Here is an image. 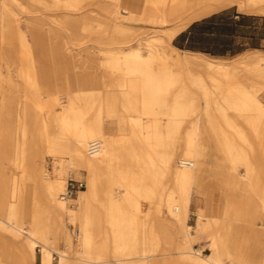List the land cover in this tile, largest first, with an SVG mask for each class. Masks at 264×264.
Wrapping results in <instances>:
<instances>
[{"label": "bare ground", "instance_id": "6f19581e", "mask_svg": "<svg viewBox=\"0 0 264 264\" xmlns=\"http://www.w3.org/2000/svg\"><path fill=\"white\" fill-rule=\"evenodd\" d=\"M233 5L264 13V0H55L52 10L60 9L66 17L56 27L46 28L49 18L44 12L40 13V9L26 7L29 14L26 23L16 25L18 19L14 12L0 0V61L9 62L6 53L13 52L15 43L11 37L17 29L20 36L15 60L20 63L17 75L31 88L27 97H37V108L42 111L39 133L47 146H58L61 154H70L71 162L87 172L86 188L73 198L66 195L70 180L66 186L62 171L53 179L45 167L34 170L26 184L30 198L23 200L25 209L27 204L34 207L27 226L21 211L2 209L5 199L0 195V231L10 236L11 243V248L0 249V264H36L38 248L42 264H53V239L62 238L66 244H74L65 225L66 218L78 227L75 235L79 248L75 262L67 260L66 250L58 249L59 264H153L151 249L137 251L126 246L135 236L137 225L142 239L151 237L176 242L181 260L187 264H225L228 259L239 264H264L262 225L247 223L241 217L204 221L206 215L199 210L197 232L206 233L211 239L212 253L205 254L202 249L194 248V226L188 223L195 192L193 185L201 171L227 175L232 187L248 191L244 202L257 201L261 218L264 217V176L250 163L253 157L264 159L259 149V144L264 142L262 87L251 88L237 76V69L243 64L249 79H261L264 54L253 53L233 62L216 61L198 54H180L171 44L193 22ZM57 28L61 35L83 33L90 38V51L110 55L97 63L103 71H92L88 75L93 84L99 85L91 90L93 100L97 101L100 116L104 110L124 109L132 128L140 126L147 118L152 138L145 146H126L125 142H118L114 135L106 132L102 119L89 121L84 114L72 116V104L56 109L61 102L54 92H46L40 75L46 82L58 79L62 83L60 91L71 90V78L81 80V73L72 75L73 56L65 49L68 40L58 41L57 49V42L47 38V32ZM137 37L146 39L148 54H144L141 41L134 42ZM172 68L183 72L176 71L175 75ZM87 79L84 77L82 81ZM180 79L197 85L190 94L205 100L202 114H196V109L192 115L188 113L194 99L188 105L184 103L183 98L189 93L185 88L169 98L173 83ZM8 81L14 91L18 82L0 69V93L5 109L0 129V164L8 160L26 172L27 166L21 159L25 151L15 142L19 138L13 131L15 111L5 98ZM22 112L29 116L27 106ZM232 113L240 122L230 119ZM189 117L193 129L183 137L180 131ZM52 123L62 131L73 132L69 146L61 139L51 141ZM16 124L25 137L28 123L21 113ZM237 126L240 127L236 131L237 138L252 141L251 147L235 142L236 136L230 131ZM93 143L99 144L95 153L90 151ZM135 163L141 164L140 168ZM244 166L249 175L238 174L239 168ZM143 200L149 208L146 215L140 214ZM72 203L78 208L71 207ZM95 203L105 207L103 214L92 207ZM154 208L159 214L166 213L172 221L164 219L163 214L155 220L151 214ZM248 210L245 217L250 220L255 212ZM103 223L110 228H104ZM223 230L229 237H221ZM110 239L115 246L108 245ZM133 254L138 257H129ZM161 264L169 263L164 260Z\"/></svg>", "mask_w": 264, "mask_h": 264}, {"label": "rangeland", "instance_id": "374dc122", "mask_svg": "<svg viewBox=\"0 0 264 264\" xmlns=\"http://www.w3.org/2000/svg\"><path fill=\"white\" fill-rule=\"evenodd\" d=\"M6 3V7L9 8L12 12L15 14V18L18 20L15 22L16 25L18 23L25 22V20L29 17L28 11L26 10V7H30L33 9H40V13L44 12L45 15H47L46 21L48 22V25L46 28L50 27H56L60 22H62L65 19V15L61 10L54 11L52 10V4L55 0H4ZM236 9H238L236 7ZM43 17V15L41 16ZM26 23V22H25ZM24 27L26 28L25 24ZM48 31V30H47ZM14 35L11 37L14 40L15 47H13V52L9 51L7 52L8 60L9 62L0 61V69L4 72V74H10L11 77L14 79V81L18 82L17 88L14 89V91L11 89L12 85L8 81L5 83L6 85V94L5 98L10 100V104L13 105L14 110L20 111L27 106L28 107V114L30 115L29 118H27V121H32L31 124L28 123V128L26 129V136L24 137L22 134V130L18 129L17 124L14 125V133H18L17 144H19L20 149L25 151L24 155H22L21 159L23 162H25L27 166L26 172H23L22 169H19L15 165L11 164L8 160H5L3 164H0V195L5 199L4 204L2 205L3 210L11 211L12 209H15L17 211H21V213L25 216L23 219L24 225H28L30 223V215L32 214L31 205L27 204L26 209L24 208L23 200L25 198L29 197V190L26 188V184H29L31 174L34 173V170L37 168L45 167L47 170V173L49 176L53 179H55L59 172H63L66 176V186L69 180H79V181H87L86 175L87 172L81 168L76 166L73 162H71L70 154L64 153L61 154L62 149L58 146H47V142L42 139V136L40 135V131L42 129L41 125V119H42V111L37 108L36 101L37 97H27L30 92L31 88L27 86L26 81L21 79L17 75L18 68L20 63H16L15 60H17L18 55V48H19V38L20 36L17 33V29L14 31ZM48 36L47 38L53 39L57 42V49H58V41H60L62 38H66L68 40V44L65 46V49L70 50L71 55L73 56V60L71 61L72 64V75L74 73H81L80 77L81 80H78V78H71L69 81V85L71 87V90L67 91H60L59 87H61V82L58 81V79H49V82H46L41 76V84L43 87L47 88L46 92H54V94L57 95L58 101L61 102V104H58L56 106V109H63L64 107L72 104L73 105V113L72 116H75L77 114H84L87 120L91 119H102L106 125V132H109L110 134L114 135L118 142H125L124 144H127L126 146H139V145H146V141L150 140L152 138V127H150V121L145 118L143 120V123L140 126H137L136 128H132L131 124L129 123L128 118L125 116L126 111L124 109H119L117 111H110V110H104L102 115H99L98 112V104L96 100H93L91 90L93 88L97 89L99 87L98 84H93L91 79H89L88 75L91 74L92 71L101 72L103 71V68H101L100 64L102 60L107 58L110 55H106L103 53L98 52L97 50L90 51L88 48L89 44V37L84 36L83 33L80 32V34L75 33H65L64 35L61 31L53 30L47 32ZM141 39V38H140ZM151 39V38H150ZM143 43L144 47V54H148V51L145 46L146 39L139 40V38H135V43L138 44V42ZM171 44H173V40L171 41ZM180 54H184L183 52L179 51ZM209 58H212L213 60L220 61L217 58H213L210 56H207ZM91 58H93L91 60ZM242 57H238L235 59H229L226 60L227 62H233L234 60H239ZM176 71H179L180 74L183 72L182 69H175L172 68L171 72L173 74L176 73ZM246 68L243 64L239 66L237 69V76L238 80L245 82V84L251 88L256 87H262L260 97L262 100H264V75L259 79L258 81H253L249 79L246 76ZM176 75V74H175ZM88 78L86 82L82 81V78ZM15 82V83H16ZM182 88H185L188 90L189 93H186L183 101L185 104H189L192 99L194 101V106L188 109V113L192 115L194 112V109H196V114H202L203 113V107L205 105V100L202 97H196L193 98L190 94L191 91H195L197 89V85L192 83L188 79H180L179 81H175L173 83V88L170 92L169 98L172 99L173 95L180 91ZM53 94V93H52ZM43 95H41L42 97ZM0 98L3 101V96L0 93ZM20 99V100H19ZM13 101V102H12ZM2 104V103H1ZM227 104V103H225ZM1 114V109H0ZM21 113L22 119L26 121V116L24 117ZM36 115V116H35ZM1 117V116H0ZM18 117V115H17ZM16 117V119H17ZM191 118L189 117L186 119L183 123L184 125L181 128L180 135L185 137L190 131H192L193 126L189 122ZM230 119L233 121L240 122L239 118L235 114H231ZM241 126V124H240ZM239 126H237L234 130L232 129L230 131L231 135L236 136L235 142L240 145H244L245 147H251L250 143L252 141H242L239 140L238 133L236 132L239 130ZM51 141H57L59 139L63 140L67 146H69L74 138L73 132L70 130H61L55 123L51 124ZM13 133V132H12ZM250 135V133H249ZM141 136L143 139H141ZM251 136V135H250ZM128 141L129 143H127ZM123 144V147L125 146ZM211 145L214 147V143L212 142ZM11 149V147H9ZM259 149L261 152L264 153V142H261L259 144ZM12 150V149H11ZM67 150V149H66ZM215 151V147L212 149ZM13 151V150H12ZM88 153V151H87ZM263 160H258L256 158H251L250 163L253 165V169L255 171H258L260 176H264V167L261 166ZM136 167L140 168L141 164L135 163ZM246 173L249 175L248 168L247 167H240L238 170V174ZM225 175V174H224ZM226 176V175H225ZM210 176H208L207 184L210 186H217L219 184V181H210ZM209 180V181H208ZM230 183V182H229ZM65 186V190H66ZM229 187L233 190V193H242L244 194L246 190L238 189L232 187L230 184ZM209 193H213V199L216 203L219 205V209L217 211V215H223V207L222 204L225 199L224 192L220 193V191L217 189H211L209 190ZM28 193V194H27ZM122 192L121 194H123ZM232 193V191H231ZM248 193V191H247ZM78 194V193H77ZM77 194L73 196V198L77 197ZM202 201H200V205L208 208V203L206 202V196L203 195ZM143 204L140 206V214L146 215L149 211L148 206L146 205V201L143 200ZM73 208H78V206L75 203L70 204ZM93 208H96L99 210L102 214L104 212L105 207L102 204H94L92 206ZM191 212L188 219V223L194 226V229H192V233L195 234L194 236V243L193 246L196 249H202L205 254L212 253L211 246H210V238L206 233L204 234H198L196 225L198 223V214L196 213V204L195 201L192 202ZM44 212L41 211V214ZM157 213V214H156ZM152 217L155 218V220H159L162 214L164 215V219L171 222V218L166 215V213L159 214L158 211L154 208L151 211ZM204 221L208 220L207 216H204ZM247 223H254L255 225L259 226L262 225L261 228H264V217L260 218L258 221L249 222ZM65 225L67 227V230L71 232L73 236V245L66 244L63 239H53V264H59V254L58 249H64L67 251L68 256L67 260L70 262H75V256H76V250L79 248L77 236L75 235V231L78 229L76 224H73L69 218H66ZM104 228L109 229L110 226L107 223H103ZM135 230V236L131 239H129L126 243V246L129 248H135L137 251L142 248L151 249L152 252L150 255L153 257L150 258L154 263L153 264H161L162 261L166 260L169 264H187V261L181 260V255L178 253V250L176 249V242H172L170 240H159V239H153V238H147L142 239L141 238V229L138 227L134 229ZM221 237L229 235L225 233V230L221 232ZM230 241L229 239H227ZM10 236L8 234L2 233L0 231V249H8L11 248ZM108 245L115 246V243L113 240H109ZM129 257L137 258L138 254H133ZM37 259L42 260V253L40 252V248L37 249L36 252V264ZM149 260V259H146ZM137 263L139 262V259L136 260ZM115 263V262H112ZM225 264H239L237 261L228 259L225 261Z\"/></svg>", "mask_w": 264, "mask_h": 264}, {"label": "crops", "instance_id": "0c3cea01", "mask_svg": "<svg viewBox=\"0 0 264 264\" xmlns=\"http://www.w3.org/2000/svg\"><path fill=\"white\" fill-rule=\"evenodd\" d=\"M173 45L183 53L210 56L222 61L248 56L257 52L264 54V13L259 10L240 9L238 5H233L193 22L174 38ZM1 103L0 98V129L5 118V109ZM14 111L12 118L15 119L13 120L15 124L17 115L23 112L22 110L18 113L16 110ZM22 115L25 117L24 114ZM26 122L31 124L32 121L26 120ZM261 166L264 167V161H262ZM208 176H210V181H219V184L209 187L206 182ZM229 182L230 178L227 175L209 171L199 172L193 185L195 192L191 200V206L192 202L195 201L196 213L201 210L208 218L213 219H237L241 217L249 222L258 221L262 214L257 201L250 204L244 202L243 200L248 195L247 191L244 194L233 193V190L229 187ZM210 188L218 189L220 193L224 192L223 215H217L220 205L213 199V193H209ZM203 195L206 196L208 208L199 204L203 200ZM248 209L255 212V217L250 218V220L245 217L249 211ZM37 264H42V260L37 259Z\"/></svg>", "mask_w": 264, "mask_h": 264}, {"label": "built area", "instance_id": "2783aa9c", "mask_svg": "<svg viewBox=\"0 0 264 264\" xmlns=\"http://www.w3.org/2000/svg\"><path fill=\"white\" fill-rule=\"evenodd\" d=\"M99 149V144L98 143H93L91 145V153H95L97 152ZM86 183L85 181H79V180H73L71 179L69 181L68 184V188H67V196L73 197L74 195H76L81 189H85L86 188Z\"/></svg>", "mask_w": 264, "mask_h": 264}]
</instances>
